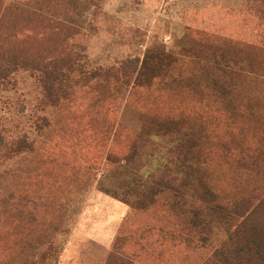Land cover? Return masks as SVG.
<instances>
[{"label": "rangeland", "instance_id": "374dc122", "mask_svg": "<svg viewBox=\"0 0 264 264\" xmlns=\"http://www.w3.org/2000/svg\"><path fill=\"white\" fill-rule=\"evenodd\" d=\"M96 2L69 0L71 13L62 21L79 31L68 35L67 48L87 70L137 59L139 72L130 80L135 84H79L58 106L45 108L27 71H18L9 89L0 90V263L52 244L47 264H202L226 239V219H218L222 224L203 243L201 234L166 207L139 210L130 203L152 180L174 171V158L168 156V162L165 153L175 144L166 141L159 152L149 145L148 155L135 159L146 165L159 157L166 162L146 176L128 169L122 159L136 141L133 132L144 135L154 129L153 112L173 115L183 102L191 105L185 94L166 93L168 76L161 74L172 66L192 65L187 61L176 68L177 61L189 59V47L201 45L202 33L233 32L232 9L240 0ZM218 121L208 131L211 146L207 140L203 147L204 168L230 204L263 181L242 172L222 144L230 141L234 152L262 150L264 124L248 120L239 127L241 122ZM20 139L27 148L13 153Z\"/></svg>", "mask_w": 264, "mask_h": 264}, {"label": "trees", "instance_id": "16d2710c", "mask_svg": "<svg viewBox=\"0 0 264 264\" xmlns=\"http://www.w3.org/2000/svg\"><path fill=\"white\" fill-rule=\"evenodd\" d=\"M232 10L236 17L233 32L221 28L202 33L201 45L189 47V59L177 61L176 68L187 61L192 65L179 70L172 66L161 74L168 76L166 93L174 90L176 95L185 94L191 105L180 101L182 106L173 115L157 117L153 112L154 129L144 135L133 132L136 141L122 161L128 169L146 176L155 165L166 162L159 157L157 163L150 160L146 165L135 159L148 155L144 151L149 145L159 152V148L167 147L166 141L173 142L174 148L165 155L168 162L175 161L174 171L169 172L174 176L152 180L140 197L130 202L131 207L151 210L164 206L190 231L201 234L203 243L209 241L215 225L222 224L218 219L224 218L226 239L202 264H264V149L259 147L252 153L241 147L234 152L230 141L222 144L242 172L259 175L263 181L260 188L250 189L253 193L230 204L211 184L210 173L204 168L207 157L203 149L207 148L203 147L207 140L211 146L208 131L216 119L218 124L241 122L239 127L248 120L261 127L264 124V0H240ZM69 13V0H0V90L9 89L18 71H27L35 80L39 104L45 108L58 106L79 84L95 83L97 88L106 87L112 80L119 85L135 84L130 80L139 72L137 59L122 61L117 67L85 68L67 48L68 35L79 31L62 21ZM26 144L24 139L16 140L11 149L19 153ZM53 251L52 244L40 252L32 247L15 261L0 264H47Z\"/></svg>", "mask_w": 264, "mask_h": 264}, {"label": "crops", "instance_id": "0c3cea01", "mask_svg": "<svg viewBox=\"0 0 264 264\" xmlns=\"http://www.w3.org/2000/svg\"><path fill=\"white\" fill-rule=\"evenodd\" d=\"M128 264H130V263L128 262Z\"/></svg>", "mask_w": 264, "mask_h": 264}]
</instances>
